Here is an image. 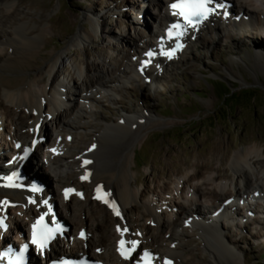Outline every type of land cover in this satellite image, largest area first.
<instances>
[{
  "label": "rangeland",
  "instance_id": "rangeland-1",
  "mask_svg": "<svg viewBox=\"0 0 264 264\" xmlns=\"http://www.w3.org/2000/svg\"><path fill=\"white\" fill-rule=\"evenodd\" d=\"M12 1L18 8L16 17L24 18V24L43 32L39 41L41 48L32 61L36 69L27 78L35 79L36 75L41 74L45 81L48 60L57 53L61 54L52 78L50 77L49 82L43 81L42 87H45V92L51 93L50 82H58L63 86L61 90L74 111L69 121L75 125L59 126L60 128H56L57 125L54 124L55 114L47 115L44 119L45 126L39 131L42 144L36 149L37 155L42 152L53 153L52 149L55 148L50 149L49 146L56 143L61 150L67 152L69 162H76L77 167V154L86 150L105 126L120 124L121 119L126 117L135 119L138 114L161 122L159 126H149L137 138L132 147L134 157L129 152V184L137 197L134 203L127 206L124 216L118 217L115 213L110 215L111 212L101 209L92 199L91 183L81 182L82 173L76 168L71 167L59 173L61 177L69 178L66 182L73 190V195L66 202H63L61 193L62 183L52 174L50 183L37 180L29 189L32 190L37 182L43 183L45 190L51 191L57 206L55 212L63 218L67 227L71 226L70 222L72 226H76V221L87 223L86 227L91 232V235H87L88 242L97 241L98 233L95 229L99 223L104 228L101 234L110 243H114L117 226L122 227L123 221L129 220V234H135L137 240L139 232L143 235L147 233V238L153 235L161 241L163 239V243H160L162 251L176 248L178 256H166L171 264H213L211 254L201 238L200 229L186 220L188 214H176L174 207L178 208L180 205L181 209L187 208L190 213L194 212L193 208L197 210L196 207H189L184 199L195 198L193 186L206 188L212 197L207 194L208 196L197 198L203 205L199 206L198 212L203 214L204 222L210 224L209 217L219 204L215 193L222 190L225 195L221 200H230L234 198L233 186H241L242 181L236 179L238 175L232 163L233 158L236 155H246L252 150L253 153L247 157L251 169L246 171L250 188L247 191L241 188L246 194L241 197V201H233L237 210L229 212L227 219L221 218L219 223L215 222L213 230L218 232L216 237L229 251L216 246L225 264H264V0H248L256 9L248 7L250 13L255 15L249 25L234 26L224 21V16L220 14L217 15L222 17L219 19L220 25L210 28L206 22L210 29H201L197 40L177 52L180 63L169 67L152 85L139 72L141 65L142 69H149L151 73L150 63L144 67V59L141 60V55H136L135 51L146 46L154 49L153 33L159 35L162 29L153 22L156 15L153 7L156 4L166 7L164 0ZM239 8L243 9L233 1V11H241ZM252 10L256 13H252ZM1 27L0 32L7 30L5 27L2 30ZM78 35L81 37L80 41L74 42ZM0 48L2 53L7 52L5 44ZM120 68L126 72L122 73ZM100 77H105L109 86L105 90L92 83L95 78ZM72 79L75 80L73 83ZM224 86L235 93L231 100L234 103L222 98L221 89ZM86 88L93 97L91 104L83 103L76 96ZM240 93L246 95L242 96ZM253 94L254 98L247 101L248 96ZM49 104L45 101L42 109L50 108ZM67 108V105H63L60 110ZM21 112L33 113L23 106L10 104L3 93H0V149L15 151L14 139L17 136L28 134V141L30 140L31 128L28 127V122L19 127L16 137L14 135L13 122ZM208 160L209 167L202 170V163L206 164ZM34 164L35 161L32 166ZM210 167L213 171L208 169ZM216 168H223L224 173L227 171L224 175L226 178L222 176L216 179ZM254 172L259 174L258 178H255ZM254 183L261 186L257 195H251L256 187L252 186ZM9 188L13 190L12 187ZM76 193H81L83 198ZM86 196L88 198L85 201ZM143 202L151 203L161 210L159 212L164 219L170 215V221L176 220L172 238L167 239L168 234L165 235L164 229L157 231L155 223H151L146 215L140 216L144 212L141 207ZM247 205L250 208L246 213ZM19 207L17 203L9 205V216L16 217L19 225H14L15 228L23 227L26 232V212L23 215L25 210L22 211ZM9 220L4 219L0 241L7 236L14 245L20 240L19 237L23 238L25 232H17ZM144 226L149 227V231H143ZM76 227L75 236L77 229H81L80 224ZM209 228L211 227L207 229ZM79 239H82L81 236ZM210 244H214L213 240H210ZM73 245L75 249L83 247L75 243ZM65 250L69 252L68 246H65Z\"/></svg>",
  "mask_w": 264,
  "mask_h": 264
},
{
  "label": "bare ground",
  "instance_id": "bare-ground-1",
  "mask_svg": "<svg viewBox=\"0 0 264 264\" xmlns=\"http://www.w3.org/2000/svg\"><path fill=\"white\" fill-rule=\"evenodd\" d=\"M169 1L171 0H164L165 6H167L166 3ZM233 1L238 3L239 7L243 9L239 8L241 11H237L235 13V11H233ZM219 4L222 7L218 9L217 12L212 14L210 18L203 21L197 28L185 29V34L184 36L181 37L183 48L190 46L194 42V40L199 35L198 33L199 31H201V29L208 30L210 28H214L216 24L220 25L221 22L219 21V19H221L222 17H218L217 16L218 14H220V16H224V21H228L234 26H237V24L245 26V25H249V23H252L251 19H253L255 15L250 13L248 7H251L254 10L256 9L255 7L252 6L253 3L249 2L248 0H232V2L230 3L226 0L224 1L219 0ZM154 8L156 9V15H154L155 17L153 22L156 24V26L159 29H161L164 23L169 22L168 12L166 11L167 7L156 4L153 7V9ZM17 10L18 8L17 6H15L12 0H0V26L7 28V30L0 32V47L4 44L7 46L6 48L7 52L4 53H2L3 50H1L0 48V60H1L0 73L4 72V74L0 75V93H3L5 100L10 104H13L14 106L17 107L23 106L29 109L33 113L25 114L24 112H21L19 113V115H17L16 120L13 122L15 124L13 127V131L15 132L14 134L15 137L17 136L16 134L19 131V127L23 123L28 122L27 123L29 125L28 127L31 128L30 140L28 141L29 138L28 134H26L23 137L17 136L14 139V143H16L15 151L13 150L5 151L4 149H0V219L3 220L5 218H8L10 219L9 221L11 222V225L13 226L17 225L18 221L16 222L15 219L16 217H12L14 218V220L10 218L9 216L10 211L8 210L9 205L17 203L22 208V211L25 210L23 212V215L26 212L24 217L26 218L27 230L30 227V225L33 224L36 218L40 217L41 215H49V209L51 210L54 209V214L52 216L56 215L57 216L56 219L58 221L61 220L63 221V218H61V216H59L55 212V210H57V206H55V201L52 198L51 191L48 189L47 191L44 190L40 192H33L32 190H28V185L30 184V182L36 180H42L50 183L51 182L50 174H52V176L57 177L58 179L57 181L59 183H62L63 189L61 193L64 194L66 189H72V188L66 182L69 180V178L61 177L59 173H61L63 170L70 169L71 167L78 169L77 171L81 173L83 172L81 175H84L85 171H90V177L87 181L91 183L92 191L93 190L96 191L98 187L101 188V190L107 194V199L110 202H113L118 208L120 212L119 216H124V213L127 212L128 209L127 206L130 203H134L137 197L136 192H134L131 189L129 184V180H130L128 175L129 152L131 153V156L134 157L135 151L132 149V147L134 143L137 141V138H139L143 133H145L149 126L152 125L159 126L161 122L155 121L150 116L138 114L135 117V119L134 117L122 118L121 120L123 122L121 120H120L121 122H119L122 125L116 124L113 126L112 125L105 126L102 133H100L97 137L95 136L93 143L90 144L86 148V150H82L77 154L79 158L77 167H76V162L73 161L69 162L67 158L68 157L67 152L61 150L60 145L56 143H53V145L50 144L51 146H49L50 149L55 148V151L53 153L42 152L41 155L39 154L40 155L39 157V155H37L36 153V149L40 144H42L40 142L41 134L39 133V131H41L42 128L45 126L44 119H46L47 115L49 113L50 114L54 113L55 114V116H53L55 120L54 124L56 123L55 126L56 125L58 126V127L56 126V128H60L59 126L62 127L65 125L66 126L75 125L73 124V122L69 121L74 111L72 110L71 106L69 105L70 104L69 101L65 98L64 93L61 90L63 86L60 85L58 82L54 83L53 80L50 82L49 89L51 90L50 91L51 93H49V91L45 92V87H42V84H44L43 81L45 79L43 75L41 74H39L38 76L36 75L37 79L36 77H34L35 79L27 78L29 77L30 73H33V71L36 69L33 66L32 61L37 56L41 48L39 41L42 38L43 32L41 30L31 28L26 23L24 24L23 21L24 18L18 19L16 17ZM246 10L248 12H246ZM252 13H256V12L252 10ZM206 22L209 23L210 28L206 24ZM2 27L1 29L4 30ZM8 29L10 31H8ZM153 34L155 40L160 39L158 34L156 33ZM80 39L81 37L80 35H78L73 41L78 42L80 41ZM148 50L151 51L152 49L149 46H146L145 48L138 49L135 52L136 55L138 56L141 55L139 58L142 60L145 59L144 56L147 55ZM155 52H156L155 56L151 59V63H150V69L152 68L151 73L149 69H142L141 65L139 67V72L141 73V75H143L144 79L146 78L150 80L151 82L150 85L155 84L157 79L160 78V75L162 73L167 72L169 67H172L174 64L180 63L179 55H176L172 60H168L165 56L157 52L156 49ZM60 58H61V54L57 53L51 59L48 60L45 68L46 70L45 76L47 79L44 82L46 81L49 82L54 67L56 63L60 60ZM118 69L119 67L116 70ZM120 69L122 70V73L126 72L123 68ZM95 79L96 80L92 82L94 86L100 87L101 90H105L107 89V87H109L107 86L106 83L107 81L105 80V77L104 79L103 77L95 78ZM71 81L73 83V81L75 80L72 79ZM76 96L83 103H87V104L92 103L91 99H93V97L89 94L87 88L84 92H78ZM45 101L47 103H50L52 107L50 106V108H48L47 110H43L42 107ZM63 105H67L68 107L67 110L66 109L65 110L62 109V111L60 110V108H62ZM5 110H9V108H5ZM34 138L37 139L39 144L37 143V147L32 149ZM17 145H19L20 147H17ZM93 145L95 147H93ZM31 150L33 151L30 154ZM217 150L218 148H216V151ZM25 151H27L26 156H25ZM251 153H253L252 150H249V152L246 155H236V157L233 158L232 163L235 166L236 173L238 175L236 176V179L239 178L242 181V183L240 188L237 187V185L233 186L232 189L234 191V198H231L230 200L228 199L221 200V198L225 195L223 192H221L222 190H220V192L218 191L215 193V197H216L215 199L219 201V204L217 208L218 211L216 209L211 215V217H209L211 225L205 223L203 214L198 212L199 206H203V205L202 203H199V199L197 200V198L204 197L207 194H209V196L212 195L209 193V191H207L208 189L206 188L201 189V187L193 186L194 188L192 189V192L195 198H191L190 200H186V198L184 199L186 204L189 203L188 204L189 207L190 205L196 207L197 210L193 208L194 212L190 213L187 208L181 209L180 205L178 206V208L177 206L174 205L175 206L174 211L176 212V214L178 215L188 214L186 220L190 221L193 224V226H197L200 229L201 238L203 239L204 245L211 254V259L213 261V264H225L221 258L222 254H220L216 250V246L222 248L226 252H229L227 251V249H225L223 243L219 241L218 238L216 237L217 236L216 234L218 232L216 233L215 230H213V228H215L216 226L215 222L219 223V219L221 218L227 219L229 212L231 213L232 211L237 210L236 205L235 204L233 205V201L236 200L241 201L240 200L241 197H243L246 194L245 191H247V189L250 188V184L247 176L248 173H246V171L248 172V170L251 169L249 162L247 160L248 159L247 157L251 155ZM85 160L91 161V163L87 164L86 167L81 165V162ZM33 161H35L34 166H32ZM209 161L210 160H208L206 164L203 163L202 165L200 164L202 166L201 168L202 170H205L207 167H209L210 165ZM132 162H133V158H132ZM212 167L208 169L212 170ZM226 172L224 173L223 168H216V176H215L216 179L217 178L219 179L222 176H224ZM197 175H200V172H197ZM253 175L256 178L257 175L259 174L254 172ZM9 176L13 177L12 181L15 185H17L16 187H12L13 190H11L9 187L4 186L5 184L8 183L7 179ZM191 177L193 178V176ZM194 177L196 179V175ZM186 178L189 179V177ZM224 178L226 177L224 176ZM255 182H257V180H255ZM254 185H256V187L255 188L253 187L254 190L251 192V195H257L259 193V189L261 188V186H259L258 184L254 183L252 186ZM241 188L244 189L245 191L244 190L242 191ZM181 191H183V188L181 189ZM231 193L233 194V192ZM87 198H88L87 196L84 197L85 201ZM4 201H7L8 203L4 204ZM30 201L33 202L30 203ZM63 202H66L64 198H63ZM197 202L199 204H197ZM97 205L101 207V209H103L104 211H107V213L110 212L106 204L97 202ZM141 205H142L141 207L144 209V212L140 213V216L144 217L146 215L147 218H149V221H151V223L152 222L155 223L157 227V231H159L158 229H160L161 232V229H164L165 235L168 234L167 239L172 238L176 226V220L170 221L171 218L170 215L166 219L161 217V213L159 212L161 210L155 208L151 203L143 202ZM204 208L208 209L207 206H204ZM247 208L248 209H246V213L247 211H249L250 208L249 205H247ZM134 210L137 209L134 207ZM177 211L180 212L177 213ZM110 215H112V212L110 213ZM123 223H122L123 225L122 227L119 225L117 226L118 228L114 236L115 238V241H113L114 243H110L108 238L105 237L103 234H101V231H104L103 230L104 228L102 227V225L100 226L99 223L97 224V228L95 229L96 233H98L96 239L97 241L88 242L87 235H91V232L88 229L89 227H86L87 223L81 221L80 223L79 222L77 223L76 221L75 225L77 226L78 224H80L81 226L79 227L81 229H77L76 236L74 235V231L78 227L72 226V223L70 222L71 226H68V228L66 229L64 240L63 239L62 240L68 242V248L70 252H76L81 254L86 253L88 256L90 255L95 260L103 261L105 264H133V261L126 262L121 260L118 256L117 244L118 241L123 238L124 239L126 238L127 244L131 248H132L131 242L136 243L134 259L138 258L145 251H147L152 254L155 263L161 262V264H164V260L165 258H167L166 256L174 257L177 254L176 248L162 251V249L160 248V243L163 241V239L161 241L159 240L160 238L158 237L156 238L153 235L147 238V233L146 235L145 234L143 235L142 232H139V237H138L139 240L145 242L144 244L143 242L140 243L139 240H137V238L134 237L135 234L133 236H131L132 234H129V231L131 230L130 227L127 226V224H129V220L123 221ZM209 226L212 229L211 228L207 229ZM14 229L22 234L25 232L23 231L24 230L23 227L21 229L17 227L15 228L14 226ZM118 229L120 231H118ZM149 229H150L149 227L146 228L145 226L143 227V231L145 232L149 231ZM0 231H1V226H0ZM81 232H83L84 235L86 236L85 238L86 240L79 239ZM121 232L124 233L123 236L121 235ZM164 233L162 235H164ZM73 237H75V239ZM21 238L22 237L18 238L20 239L19 241H21ZM210 240H213L214 244H210ZM61 243L62 242L59 240L55 242L54 246L52 247V255L59 257L66 253V250L61 245ZM74 243L78 245H83V247H81L80 249L79 247H76L75 249V247H73ZM8 244H10L9 237L7 236L2 237V240L0 241V247ZM52 255L50 254L49 258H51ZM163 256H165V258L162 259ZM176 256H178V254Z\"/></svg>",
  "mask_w": 264,
  "mask_h": 264
},
{
  "label": "snow or ice",
  "instance_id": "snow-or-ice-1",
  "mask_svg": "<svg viewBox=\"0 0 264 264\" xmlns=\"http://www.w3.org/2000/svg\"><path fill=\"white\" fill-rule=\"evenodd\" d=\"M172 9V15L180 18L183 23H175L171 26V28L168 31L169 38H175L177 41L184 36L185 29L187 27L195 29L199 24H201L203 21L207 20L210 15L217 12L218 9H220L222 6L219 4V0H176L175 3L171 4ZM226 14V13H225ZM183 47L182 44L177 43L176 46L171 51H161V55L168 57L171 59L176 51L181 49ZM153 53L149 52L147 53V56L149 57V60L144 62V67H147L148 64L151 62V58L153 57ZM17 147H20L17 145ZM93 147H95L93 145ZM52 151H55V149H52ZM27 155V151H25V156ZM90 160H85L84 164H90ZM87 176L81 177L82 180L87 179ZM5 187H16L12 181L11 178L8 179V183L4 185ZM35 190V189H34ZM72 189H66L64 192V197L67 200L69 197V194L72 192ZM96 196L95 199L100 200L104 204L108 205L113 212L119 216L120 212L116 205L113 202H109V200L106 198L107 194H102L101 188L96 189ZM76 195H80L81 193H76ZM33 201H30L32 203ZM7 201H4V204H7ZM51 209H49V212ZM55 223V221H53ZM0 226H3V222L0 221ZM33 229V238L32 243L37 244L39 247L43 248L47 245V243L55 238V232L60 231L59 228L57 229H50L48 228L47 224L44 223V216L42 215L36 223L32 225ZM118 231H120L118 229ZM123 232H121V235L123 236ZM81 238L84 239L85 235L83 232H81ZM125 241H120V254L124 257V259H129L131 257V253L135 251L136 243H132V248L127 249L124 247ZM27 245L24 246V249L21 251L20 254V260L23 259V251L27 250ZM141 260L143 261V264H151L152 257L148 252H145L143 256L141 257ZM164 264H171V261L166 260Z\"/></svg>",
  "mask_w": 264,
  "mask_h": 264
},
{
  "label": "trees",
  "instance_id": "trees-1",
  "mask_svg": "<svg viewBox=\"0 0 264 264\" xmlns=\"http://www.w3.org/2000/svg\"><path fill=\"white\" fill-rule=\"evenodd\" d=\"M223 89H221L222 91V98H224L225 100H230L231 103H234L232 102L231 100L235 97V93H233L227 86H224L222 87ZM242 96H245L246 94L244 93H240ZM240 95V96H241ZM238 96V95H237ZM253 95H250L248 96L249 98L247 99V101H251L253 97Z\"/></svg>",
  "mask_w": 264,
  "mask_h": 264
}]
</instances>
